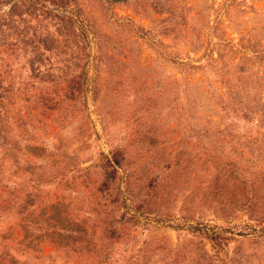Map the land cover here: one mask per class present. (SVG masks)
<instances>
[{"label":"rangeland","instance_id":"374dc122","mask_svg":"<svg viewBox=\"0 0 264 264\" xmlns=\"http://www.w3.org/2000/svg\"><path fill=\"white\" fill-rule=\"evenodd\" d=\"M0 264H264V0H0Z\"/></svg>","mask_w":264,"mask_h":264},{"label":"trees","instance_id":"16d2710c","mask_svg":"<svg viewBox=\"0 0 264 264\" xmlns=\"http://www.w3.org/2000/svg\"><path fill=\"white\" fill-rule=\"evenodd\" d=\"M112 163H113V165H112ZM110 166H114L115 167V164H114V161L113 160H110ZM219 237V235H216V236H214L213 237V239H217Z\"/></svg>","mask_w":264,"mask_h":264}]
</instances>
